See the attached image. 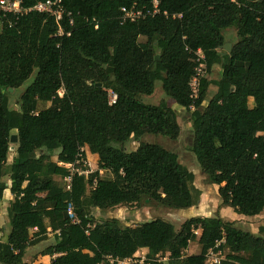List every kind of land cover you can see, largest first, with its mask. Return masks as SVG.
I'll use <instances>...</instances> for the list:
<instances>
[{"label":"trees","instance_id":"1","mask_svg":"<svg viewBox=\"0 0 264 264\" xmlns=\"http://www.w3.org/2000/svg\"><path fill=\"white\" fill-rule=\"evenodd\" d=\"M36 1L46 0H25ZM153 1L159 15L121 22L122 8H150ZM63 6L72 26L65 18L57 24L30 14L0 29V202L7 189L13 197L0 264H26V250L48 234L55 243L43 254L59 255L51 264H110L109 258L131 259L141 250L148 252L143 264H205L210 250L225 249L220 264H264V238L218 215L190 218L178 232L161 219L131 228L115 219L94 222L91 215L143 199L174 210L199 202L194 174L177 154L140 142L180 135L165 102H142L157 81L164 96L190 114L191 152L207 183L218 187L222 205L248 218L264 212V0H64ZM230 29L237 42L221 56ZM200 65L208 74L215 66L222 72L214 82L199 77L194 93ZM32 75L19 109H11V91ZM210 85L215 93L201 111ZM107 90L117 96L112 106ZM46 103L50 107L39 110ZM129 142L138 148L126 152ZM81 148L97 157V171L75 175L66 192L56 178L63 181L69 171L60 164L73 165ZM70 203L79 225L67 216ZM196 231L200 254L187 256ZM163 255L167 263L156 259Z\"/></svg>","mask_w":264,"mask_h":264},{"label":"rangeland","instance_id":"2","mask_svg":"<svg viewBox=\"0 0 264 264\" xmlns=\"http://www.w3.org/2000/svg\"><path fill=\"white\" fill-rule=\"evenodd\" d=\"M224 37H225V45L229 44L231 48L236 44L237 37L236 33L233 29L224 31ZM221 56H224L227 54V51L221 49L219 51ZM221 68L219 66H215L211 72L208 74L206 73L202 68L197 72L198 77H205L209 81H217L219 80L221 76ZM35 78V75H32L23 85L20 89L16 91H11V94L8 96L9 100V106L13 110L19 109V99L22 95V93L31 85ZM192 86L195 88L196 83L193 81ZM216 88L214 85H210L208 88V93L205 98V102L202 105L201 111H204L209 100L212 98L213 94L215 93ZM60 92V96H61ZM142 102L145 105H152L157 106L162 102H165L168 107H170L177 116V122L180 127V135L176 140H170L163 137H154V136H144L140 142L141 143H148V144H155L158 146H161L162 148L171 151L175 154H177L179 158V162L182 166L187 168L190 172L194 174L195 180H194V186L196 189H198L201 193V195L204 193L205 199H203L202 204L200 206V197H199V203L191 210V211H198L199 208L202 207L203 212L199 214L198 217H214L218 215L221 217L224 221H230L233 222L237 227L241 228L245 232L258 234L259 236L264 238V212L257 218L254 217H245L240 216L238 214H234L232 209H229L228 207L222 205L219 197H218V187L209 185L206 181V177L203 175L201 170L199 169L197 162L191 152L192 144H193V133H192V122L190 120V114L181 109L179 106L175 104L174 101L166 98L164 96V93L162 91L161 82L157 81L154 85V92L151 96H145L142 97ZM50 107L49 103L46 104H40L39 110H45ZM139 146L138 142H129L125 145L126 152H132L135 149H137ZM15 145H11V149L8 151V163L11 162V158L13 156V148ZM52 160H56V156L54 155L52 157ZM91 164H94L91 160ZM95 171V170H94ZM93 173V172H92ZM113 176L109 173L103 174V179H113ZM58 181V184L63 186V181L59 178H56ZM2 181L7 182V177H4ZM87 192H89V189H87ZM217 201L218 204H217ZM224 209V210H223ZM190 209L187 210H174L170 209L166 206H163L160 203H155L154 201L150 199H143L141 203L138 205H129V206H119L113 209H110L105 212H100L96 209L91 210L92 221L94 222H103L105 220L109 219H115L118 221V223L121 226H128V227H137L139 225H142L143 223L147 221H152L155 219H161L163 221H166L168 223H171L176 232L180 230L181 225L190 219V217L193 215L191 213H188ZM0 217L1 220H3V224L9 223V218L7 215V208L5 207V204H0ZM196 235V241L190 243L187 251L185 252V255L192 256V255H199L200 254V246L198 244V239L200 236V233L198 231L195 232ZM215 253H220V258L222 261L225 260V257L228 255V251L220 250V251H214ZM147 253L144 251H138L135 256L138 257V259H146ZM157 260H159L161 263H167V256H159L156 257ZM205 264H213L211 261V257L205 256Z\"/></svg>","mask_w":264,"mask_h":264},{"label":"built area","instance_id":"3","mask_svg":"<svg viewBox=\"0 0 264 264\" xmlns=\"http://www.w3.org/2000/svg\"><path fill=\"white\" fill-rule=\"evenodd\" d=\"M235 1V0H232ZM64 0H46V1H36L33 4L27 5L25 0H0V29L6 28V29H12L18 25L20 20L30 14H39V15H46L48 17H51L55 20L57 24H61L64 20L68 22L69 26H72V15L70 12H67L63 6ZM159 2L153 1L151 3L150 8L143 7L141 10H135L134 7L132 8H122L121 9V22H134L139 19H144L146 17H153L155 15L160 14V10L158 8ZM164 16H166V13H163ZM57 36H63L62 28L58 29ZM69 36V34H67ZM198 55H200L198 53ZM203 69L204 66L200 65L199 70ZM196 78L192 80L195 81L196 87H197V79ZM191 82V83H192ZM196 87L194 88L191 84L192 91L196 92ZM108 94V104L109 106H112L116 103L117 96L116 94L111 91L107 90ZM86 156V149L81 148L79 150V153L76 158V162L73 165H62L64 168H66L69 171V175L63 179V185H64V191L70 192L72 187V178L77 176H84L88 177L92 171L90 170L89 163L87 161V158H84V155ZM87 168V169H86ZM95 185V181L93 183ZM67 216L70 220V223L73 225H79L80 219L78 215L76 214L75 207L72 203L68 204L66 208ZM89 228V225L86 227ZM206 257H211V261L213 264H220L222 259L220 258V253H215L214 250H210ZM110 264H143L145 259H138V257L134 256L131 259H125V260H118V259H108ZM160 262V261H159Z\"/></svg>","mask_w":264,"mask_h":264},{"label":"crops","instance_id":"4","mask_svg":"<svg viewBox=\"0 0 264 264\" xmlns=\"http://www.w3.org/2000/svg\"><path fill=\"white\" fill-rule=\"evenodd\" d=\"M86 158H87V161L89 163L90 170L92 172L97 171V157L95 155H91L90 153H88V151H86ZM91 160L93 161L94 164H91ZM106 173L107 172H105V171H99V176L102 178L103 174H106ZM5 183H6L7 187H10V182L9 181H7ZM204 196H205L204 193L202 195H200V206L202 204L203 199H205ZM12 201H13V197L10 194L9 189L5 190L4 193H3V199L0 202V204H5V207L8 209L9 204ZM218 202L219 201H217V204H218ZM193 208H190V210L188 212V213L193 214L190 218L198 217L199 214H201L203 212L202 207L199 208L198 211H191ZM259 216H256L254 218H257ZM9 232H10L9 223L8 224H3V220H1V217H0V242H4L6 240V237L8 236ZM54 243H55L54 235L53 234H48L46 240H44V241L40 242L39 244H37L35 246H32V247H30V248H28L26 250V252L24 254V257H23V262L26 263V264H51L52 261L55 260L59 255H53V256L44 255L43 252L46 249H48L51 246H53ZM141 251H144V250H141ZM145 252H147V251L145 250Z\"/></svg>","mask_w":264,"mask_h":264},{"label":"water","instance_id":"5","mask_svg":"<svg viewBox=\"0 0 264 264\" xmlns=\"http://www.w3.org/2000/svg\"><path fill=\"white\" fill-rule=\"evenodd\" d=\"M223 50L227 51L228 53L231 52V46L229 44H226L222 47ZM157 60H159V56L156 57ZM98 87H100V85H98ZM11 91V90H10ZM10 143L11 144H16L17 143V136L13 135L11 138H10Z\"/></svg>","mask_w":264,"mask_h":264}]
</instances>
